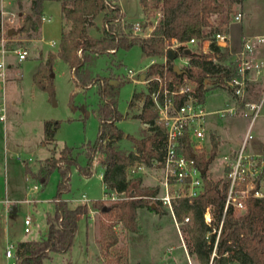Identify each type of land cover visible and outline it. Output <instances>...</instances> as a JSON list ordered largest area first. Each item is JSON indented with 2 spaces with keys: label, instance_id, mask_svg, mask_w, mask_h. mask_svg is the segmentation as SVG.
<instances>
[{
  "label": "trees",
  "instance_id": "16d2710c",
  "mask_svg": "<svg viewBox=\"0 0 264 264\" xmlns=\"http://www.w3.org/2000/svg\"><path fill=\"white\" fill-rule=\"evenodd\" d=\"M244 0H140L142 10L149 16L160 15L155 21L146 23L153 26L147 35L127 31L122 20L125 12L117 0H62L63 18L69 23L68 29L62 31L58 53L50 52L45 63L34 74V80L43 88L54 93L53 83H49V73L52 71L54 59L59 55L75 72V79L79 84L88 85L97 79L87 66L94 55L115 52L119 48L128 49L139 44L148 56H162L166 53L168 43L175 39L187 41L192 37H204L207 27L211 31L226 30L215 27L211 21L213 12H222L225 7L231 11L234 4ZM227 3V4H226ZM44 0H32V12L28 13L18 32L30 33L32 30L41 33ZM102 15L100 35L90 34L89 28L95 23V18ZM2 15L0 9V39L2 37ZM16 32V31H15ZM14 32V33H15ZM37 37V36H36ZM211 48L215 53L187 50L178 47L177 55L191 57V64L175 69V62L168 58L167 62H156L150 65L148 73H160L164 79L173 78L176 82L190 80L198 84L201 96L204 97L205 85L213 80L226 84L225 78L230 75L228 68L213 61V55L220 59L228 58V50H221L214 42ZM120 83H113L111 79L100 85V94L105 102L100 105L98 115L100 130L97 139L89 143L86 150L88 164L81 168L86 174L92 172V164L98 151L105 153L104 181L110 191H126L125 197L112 199H95L90 206L88 203L71 206L63 194L70 190L71 167L77 164L74 148L66 145L59 155L44 160L38 171H34L25 160L26 173L41 182L46 183L50 174L58 169L61 178L56 193V207L52 214L47 215V233L39 238L20 240L16 248L15 264H45V259L52 252H66L71 249L79 226V214L89 216L92 207L100 212V246L101 254L106 264H129L128 249L119 247L120 237L115 229L117 223H122L128 231H138V210L149 207L157 212L164 207L155 195L158 186H143L141 177H128L127 168L137 160H145L152 164L153 158L162 156L165 133L155 124L157 111L153 108L150 93L147 95L143 111L139 116L152 125V133L137 138L126 134L117 125L123 118L118 109L117 88ZM157 85L152 81L150 91ZM60 120L46 119L44 123L45 136L49 142L55 139ZM127 137L136 143L137 152L127 153L116 141ZM185 151L192 156L191 145L185 142ZM218 152V141L212 134V148L195 155L197 163L206 171L203 173L205 190L193 200L179 198L175 202V214L182 221L189 216L184 230L185 242L189 253L194 255L199 264H231L239 261L242 264H264V197L249 196L246 208L239 210L229 205L225 210L228 179L214 178L208 173L211 162ZM209 206L213 207V219L209 224L205 219V212ZM11 217H18L12 213ZM219 233L216 254L212 258L218 230ZM216 229V230H215ZM215 230V231H214ZM228 252V254H226Z\"/></svg>",
  "mask_w": 264,
  "mask_h": 264
},
{
  "label": "rangeland",
  "instance_id": "374dc122",
  "mask_svg": "<svg viewBox=\"0 0 264 264\" xmlns=\"http://www.w3.org/2000/svg\"><path fill=\"white\" fill-rule=\"evenodd\" d=\"M31 1L0 0L4 29L0 43L5 38V47L10 51L4 55V58L8 64L13 63L9 67L8 73L10 82L0 90V101H5L7 113L6 120H0L1 190L5 192L6 181L7 184L14 182L17 184V180L20 181V184L24 183L25 159H37L34 165L38 166L42 163L40 159L50 154L49 145L42 143L44 121L55 119L60 120L56 131L57 148L63 149L66 145L73 147L74 155L77 157V164L71 167L70 190L63 196L68 199L71 206L82 204V201L72 200V198L80 197L83 193L89 199H100L104 195L103 178L100 176L102 166L97 165L94 161L92 164L93 173L90 176H84L81 169L88 164V157L84 151L86 144L93 143L100 130L98 109L105 102L100 94V85L106 82V79H115L118 81L117 83H120L116 97L118 109L125 115L133 91L144 87L141 84H136L135 80L127 76L128 69L142 70L151 58L145 54L139 44L128 49L119 48L114 54L108 52L94 55L88 61L87 66L97 79L88 85H82L76 81L75 72L72 71L71 66L57 55L52 71L49 73L50 77H47V79L50 78L49 83L54 85V93H51L49 89L43 88L34 80V74L42 63L46 62V52L50 48L57 47L51 46L50 41L55 39L59 42L60 40L62 0L45 1L44 15L50 17V20L43 21L42 38L35 43L33 48L31 45L34 38L38 36L37 32L34 30L30 33L18 32L24 17L32 12L30 6H26ZM117 1L121 3L124 12L126 11L127 17L122 20V25L127 31L132 30L140 35H147L152 31L153 26L150 24L147 26L146 23L155 21L160 15L159 11L155 16L148 17V14L142 10L140 0ZM244 1L234 4L231 11H228L226 6L220 14L212 16L213 12L210 17L213 25L225 29L228 27V30L231 26V36L233 32L241 30L242 22L256 31L264 32V0H246L245 3ZM20 3L26 5H20ZM239 11L243 13L242 19L234 22V15ZM13 13H15V20L11 22L9 17ZM101 18L102 16L99 19L100 23H102ZM136 22H140L141 28L134 31ZM11 28L16 32L9 34ZM213 33L214 31L207 27L205 37H212ZM188 46L193 50L200 51L202 43L189 44ZM15 47L28 49L30 51L28 57L20 61L18 55L12 51ZM41 52L43 56H40ZM174 61L180 63L181 66L184 64L180 58L174 59ZM135 77L139 79L138 76ZM207 87L204 95L208 109L223 106L228 101L226 87L221 82H216L213 78ZM263 90L264 82H257L252 85L249 97L259 100ZM244 112L239 111L237 115L225 117L218 114L208 115L206 117L207 133H209L210 127L217 128L218 131L232 139V142L239 144L250 122V117L245 116ZM117 125L130 135H139L142 129L141 120L134 117L122 118ZM254 132L255 136L248 142L247 151H264V104L254 123ZM124 143L126 149L130 142ZM210 149L209 146L206 151L209 152ZM54 154L59 155L60 151L56 150ZM224 171L223 153H220L210 164L208 173L218 179V177L225 176ZM60 178L59 170L55 169L46 183L41 182L38 178L33 179L39 186L37 190L32 191L26 184L21 186L16 196L23 197L29 191V198H34L36 201H23L20 204L18 220L17 217H11L12 214H10L7 224L4 217L0 215V264H15L16 258H8L5 253L9 241L17 243L19 239H33L46 233V213L55 211V196ZM34 182L31 183V186H34ZM94 210V216L92 215V218L89 219V223L84 214H79V226L71 249L66 252H52V256L45 259V264H106L99 242L101 216L98 209ZM27 215L33 219L31 232L24 231V219ZM174 221L173 213L164 206L159 212L149 207H143L138 219L139 230L136 232L128 231L122 223H117L115 229L120 237L118 246L128 249L129 264H173V261L181 263L178 256H176V260L173 258V249L176 248L175 252H178L181 250L182 244L183 247H187L184 236L186 223L180 224L179 229L173 223ZM183 262L181 264H199L196 257L190 253L189 256L184 255ZM232 264L242 263L233 262Z\"/></svg>",
  "mask_w": 264,
  "mask_h": 264
},
{
  "label": "built area",
  "instance_id": "2783aa9c",
  "mask_svg": "<svg viewBox=\"0 0 264 264\" xmlns=\"http://www.w3.org/2000/svg\"><path fill=\"white\" fill-rule=\"evenodd\" d=\"M216 14H220V12H214L212 16ZM242 16L241 11L237 12L234 15V22L240 21ZM14 20L15 13L9 17V21L13 22ZM140 28V22H136L134 31ZM212 42L220 47L222 51L228 50L229 54L228 58L225 59L226 61L218 58L215 54L213 55V61L226 66L230 71V75L225 78L226 84L224 85L228 93V101L223 106L214 109L207 108L205 95L204 97L201 96L196 82L190 80L176 82L172 77L164 79L160 73L150 74L147 72L148 69L147 71L128 69V74L131 77L138 76L140 79L141 73L147 72L148 76L146 79H142L143 81L149 84L152 81H157V85L150 91V96L153 108L157 111L155 124L164 130L165 141L162 156L156 159V164L162 170V177L159 183V191L155 197L159 198L162 204L173 213L175 223L179 229L180 224L187 223L190 217L187 216L182 221L178 220L175 214V202L184 197L193 200L205 190L203 168L197 163L194 156L206 151L208 143L211 141V134L207 133L206 127V117L209 114H218L225 117L237 115L239 111H245L244 115L250 117L249 125L239 149L224 155V177L229 182L225 210L229 205L244 210L246 199L249 196L264 197L261 189V183L264 179V151L260 153L247 151L248 142L255 136L254 123L264 104V90L259 100H253L249 97L251 83L264 77V58L259 57L256 53L258 46L264 45V33L244 34L238 47L234 46L228 27L226 30L214 31L212 37H192L187 41L175 39L172 43H168L166 53L160 56V59H153L151 64L167 62L170 49H173L175 53H178L179 46L193 50L188 45L194 43H202L201 50L198 52L215 53L214 49L211 48ZM8 51L10 50L5 47V38H3L0 56V90L5 87L9 67L11 66L4 58ZM12 51L18 55L19 60H24L29 55V50L23 47H15ZM177 58L184 62L181 66L180 63L174 61L180 67L191 64L190 56L176 54L174 59ZM209 83L207 82L205 85L206 90ZM6 118L5 101H0V120L4 121ZM187 140L191 145L192 156L185 151ZM127 195L126 191H105L102 199L112 200ZM205 219L209 224L212 222V206L207 208ZM24 224V231L31 232L33 219L30 215L25 217ZM221 226L222 222L218 230L212 258L216 254ZM16 248L17 243L9 241L5 251L6 255L16 258ZM210 264H212V260Z\"/></svg>",
  "mask_w": 264,
  "mask_h": 264
},
{
  "label": "crops",
  "instance_id": "0c3cea01",
  "mask_svg": "<svg viewBox=\"0 0 264 264\" xmlns=\"http://www.w3.org/2000/svg\"><path fill=\"white\" fill-rule=\"evenodd\" d=\"M45 1L46 0H44V3H45ZM245 1H244V3H245ZM22 4H24V3H20V5H22ZM20 5H19V7H20ZM24 5H26V4H24ZM26 6H30V9L32 10V1H31L30 4H28ZM43 11H44V9H43ZM101 16H102L101 14L98 15L95 18V20H94L95 23L89 28L90 34H92L94 36L100 35L102 23H100L99 19H100ZM126 17L127 16H126V13H125V18ZM44 20H50V17H48L46 15H43L42 24H43V21ZM69 27H70L69 23H67L66 20L63 18V14H62V1H61V36H62L63 29L64 28L68 29ZM229 29L231 30V26H230ZM230 30H229V32H230ZM256 33H264V32L256 31L253 28L249 27L248 24H243V22H242V28H241V30L238 31V32H235V33L233 32V34L231 36L234 46L235 47H238L240 45L241 37L244 34H256ZM230 35H231V33H230ZM41 38H42V25H41V33H40L39 36H37L36 38H34V42L31 45V48H33L35 46V43L38 40H40ZM60 41H61V37H60L59 42H57L55 39L50 41V45L51 46H53V47L57 46V47L56 48H50L46 52L45 60H47L48 55H49L50 52L58 53L59 48H60ZM0 44H1L0 46L2 47V43H0ZM116 52H117V50L115 52H110V53H113L114 54ZM29 53H30V51H29ZM256 53H257V55L259 57L264 58V45L258 46ZM40 56H43V53L42 52H41V55ZM149 57L151 58L150 59V62L148 64H146L142 68L143 71H147V69H148L149 65L152 63V60L153 59H160V56H149ZM20 61H22V60H20ZM10 64L12 66L13 63H10ZM127 76L131 77L129 74H127ZM131 79L135 80L136 81L135 82L136 84H141L144 87H142L141 89H136V90L133 91L132 96H131L130 100L128 101V105H129L128 111H127V113L125 115H123V118H126V117H134V118H138V119L141 120V122H142V129L140 130L139 135L132 134L133 136H135L137 138H141V137H144V136L152 133V125H151V123L149 121H147V120H145V119H143V118H141L139 116V114L143 111L146 97L150 93V89H149L150 88V84L147 83V82H145V81H143L141 78L140 79H136V77H131ZM111 81L113 83H117L118 82L115 79H111ZM260 81H263L264 82V77H261L257 81H254V82L251 83V85H250V92H249L250 94H251L252 85L253 84H257V82H260ZM8 82H10V79H8L6 81L5 85H7ZM78 87L81 88L82 86H78ZM121 120H118L117 124ZM44 123H45V121H44ZM209 129H210L209 130V133L211 134V141L209 143V146L212 148V134H214L216 136L217 141H218V152H217L216 157L220 153H223V159H224V155H226L228 153H233L237 149H239V147H240V145L242 143V140H240L241 142L239 144H236V143L232 142V139H230L229 137L225 136L223 134V132L218 131L217 128H211L210 127ZM242 139H243V137H242ZM125 140L127 142H130L129 146L126 149L124 148V146H125V143L124 142H126ZM42 143L44 145H49V150H50V154L47 157L40 159V160H42V163H40L38 166H35L34 165V162L37 159H35V160L32 159V158L25 159L28 162V164L30 165V167L34 171H38L39 168L41 167V165L44 164V160L46 158L52 156L53 153L56 150H59V151L62 150V149H58L57 146H56V134H55V139L52 142H49L46 139V136H45V128H44V135L42 137ZM116 143L118 145L120 143L119 146L121 148H123L127 153H130V152H136V153H138L137 152L136 143L132 139H130V138L123 137L122 139L116 141ZM121 143H124V145H121ZM87 146L88 145L86 144V147H85L84 151L87 150ZM209 146H208V148H209ZM250 152L251 153H260V152H263V151H260V150H251ZM104 158H105V153H103L102 151H98L96 153V155H95L94 161L97 163V165L102 166V170L100 171V176H102V178H103L104 192L105 191L109 192L110 189L107 186V183L104 181V172H105V165L103 163ZM156 159H157V157L153 158L152 164H148L143 159L142 160L141 159L140 160H137L134 164L130 165L127 168L128 177H141V179H142V185L143 186H158L159 187V183H160V180H161V177H162V170L156 164ZM25 160H24V165H25ZM211 164H212V162H211ZM209 169H210V166L208 168V171H209ZM92 173H93V171L90 174H86V173L83 172L84 176H90ZM224 174H225V171H224ZM218 178H221V177H218ZM31 179H32V181H31ZM33 179L35 180V178L33 176H31L30 174L26 173V171H24V183H21L20 184V181L17 180V184L15 182L12 183V184H7V181H6L5 192L1 190V185H0V215H2L4 217L5 222L8 221L10 214L18 212V209L20 207V204L23 201H26V202H35L36 201V199H34V198H29V191H27L26 194H25V196H23V197L22 196H16V195H18L17 193L20 191L21 186H25V184L32 191L37 190L39 188V186H38L37 183L34 182ZM32 182H34V186H31V183ZM261 189H262V191L264 193V179H263V181L261 183ZM112 191H116V190H112ZM11 195H13V196H11ZM87 199H88V201H87ZM72 200H80V201H82V204H84V202L86 201L90 206L93 204V201H94V199L93 200L92 199H89V197H87L85 193H83L82 196H80V197H74V198H72ZM74 206H76V205H73V207ZM55 207H56V205H55ZM94 209H96V208L95 207H92L91 208V212H90L89 216H87L86 214H84L86 216V218L88 219V223H89V219L92 218V215L94 214V211H95ZM142 210H143V207L142 208H139V210H138V219H139V214L142 212ZM52 213L53 212H49V211L46 213V221H47V215L48 214H52ZM78 219H79V216H78ZM173 223H175V221ZM7 224H8V222H7ZM47 230H48V222H47ZM46 233H47V231H46ZM8 235H9V232H8ZM37 238H39V237H37ZM20 240H28V239L27 238H22V239H19L18 241H20ZM18 241H17V243H18ZM183 246L184 245L182 244L181 250L178 251V252H175L176 251V248L173 249V258L176 260V258H177L176 256H178V258L181 259L180 260L181 263L183 262L184 255L187 254L189 256V251H188L187 247L185 248ZM51 256H52V253H51L50 257ZM8 258H10V257H8ZM234 262H239V261L236 260ZM181 263H179V262L177 263L176 261H173V264H181Z\"/></svg>",
  "mask_w": 264,
  "mask_h": 264
},
{
  "label": "water",
  "instance_id": "95a60500",
  "mask_svg": "<svg viewBox=\"0 0 264 264\" xmlns=\"http://www.w3.org/2000/svg\"><path fill=\"white\" fill-rule=\"evenodd\" d=\"M14 32H15V30L13 28H11L9 30V34H13ZM187 50L189 51L190 49H187ZM168 55H169L170 58L174 59L175 56H176V53H175V51L173 49H170L169 52H168ZM175 69L181 70V67L179 66V64L175 63ZM147 76H148L147 72L141 73V79L144 80V79H146ZM205 171H206V169H203V172H205Z\"/></svg>",
  "mask_w": 264,
  "mask_h": 264
}]
</instances>
